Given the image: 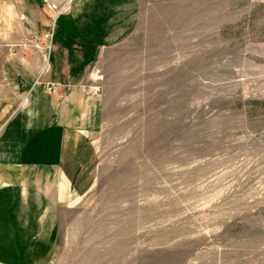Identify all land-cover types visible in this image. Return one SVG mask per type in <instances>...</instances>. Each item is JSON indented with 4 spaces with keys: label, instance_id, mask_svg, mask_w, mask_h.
Segmentation results:
<instances>
[{
    "label": "rangeland",
    "instance_id": "obj_1",
    "mask_svg": "<svg viewBox=\"0 0 264 264\" xmlns=\"http://www.w3.org/2000/svg\"><path fill=\"white\" fill-rule=\"evenodd\" d=\"M87 82L93 177L36 264H264V0H140Z\"/></svg>",
    "mask_w": 264,
    "mask_h": 264
},
{
    "label": "crops",
    "instance_id": "obj_2",
    "mask_svg": "<svg viewBox=\"0 0 264 264\" xmlns=\"http://www.w3.org/2000/svg\"><path fill=\"white\" fill-rule=\"evenodd\" d=\"M139 14L140 0H0V264L49 255L56 214L93 177L103 104L87 72Z\"/></svg>",
    "mask_w": 264,
    "mask_h": 264
},
{
    "label": "built area",
    "instance_id": "obj_3",
    "mask_svg": "<svg viewBox=\"0 0 264 264\" xmlns=\"http://www.w3.org/2000/svg\"><path fill=\"white\" fill-rule=\"evenodd\" d=\"M49 35H51V33L48 32L46 36L48 37Z\"/></svg>",
    "mask_w": 264,
    "mask_h": 264
}]
</instances>
